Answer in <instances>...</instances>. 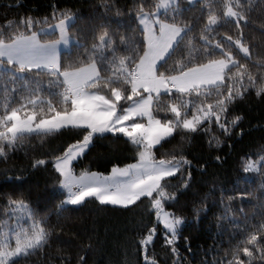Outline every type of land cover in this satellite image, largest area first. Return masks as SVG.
<instances>
[{"label":"trees","instance_id":"obj_1","mask_svg":"<svg viewBox=\"0 0 264 264\" xmlns=\"http://www.w3.org/2000/svg\"><path fill=\"white\" fill-rule=\"evenodd\" d=\"M223 2L179 0L161 12L160 18L172 22L175 17L177 23L188 25L192 31L185 39L191 38L197 49L205 46L202 35H208L213 45L221 41L228 49L226 36L231 35L233 39L239 36L235 23L220 21L212 26L210 33L203 31L210 13L222 14ZM158 3L159 0H0V32L7 38L16 30H25L20 21L29 17L36 22L32 30L38 31L62 19L64 14L72 15L74 20L68 29L78 43L61 52V64L93 56L101 74L111 76L118 71V58L132 54L120 37L131 38L137 45L142 42V26L136 11L143 4L144 11L154 12ZM240 4L248 17V24L242 23L241 28L251 57L245 59L235 46L230 50L259 83L264 74L261 66L264 61V0H240ZM7 21L13 22L11 29ZM104 33H107L105 40L110 37L113 41L111 47L107 44L100 47L99 37ZM56 36L57 32L42 34L41 39ZM93 45L97 47L93 49ZM185 56L186 49L173 55L163 69L166 74ZM215 58H220L219 50ZM26 81H12L7 75L0 77V114H3L5 102L10 107L17 106L15 102L32 90H36L41 99H52L54 103L58 100L55 94L60 88L56 77L47 72L36 75L33 70ZM242 91L244 95L229 105L228 114L229 121L236 116L240 119L235 125L229 124L227 132L213 121L208 133L198 131L185 135L181 132L162 147L158 146L157 157L175 151L191 162L182 167L184 175L178 173L177 178L170 180L172 187L168 191L175 192L176 196L165 205L184 220L174 243L175 254L171 251L173 246L165 243L163 224L155 219L147 199L128 209L102 206L90 200L61 210L58 206L65 192L53 186L57 175L55 157L73 142L74 137L79 138L78 134L65 132L43 141L36 136H26L17 148L0 157V231L4 226L15 227L17 222L27 223L22 212L9 209L7 201L10 198L24 200L33 212L46 218L54 231L48 245L28 256L14 258L15 264H78L80 256L87 264H145L138 241L146 227L153 224L157 232L148 246V255L158 264H176L177 261L179 264H224L240 241L264 224V168L260 167V158L264 157V94L257 95L253 86ZM187 99L191 109L192 103L199 104L201 100L205 104L214 103L215 96L197 99L193 94ZM162 100L167 101V97ZM134 155V146L126 137L107 134L94 139L73 168L77 173L91 170L108 174L113 164L131 163ZM37 160L45 163L37 165ZM249 160L257 163L258 170L244 171ZM186 171L191 172L190 179ZM183 179H187L186 188L179 187ZM262 252L264 240L258 248H253L251 264H264ZM240 259L247 262L243 253Z\"/></svg>","mask_w":264,"mask_h":264},{"label":"snow or ice","instance_id":"obj_2","mask_svg":"<svg viewBox=\"0 0 264 264\" xmlns=\"http://www.w3.org/2000/svg\"><path fill=\"white\" fill-rule=\"evenodd\" d=\"M168 6L169 0L155 5L157 9ZM220 11L221 15H208L203 31L210 33L212 26L220 21L233 22L238 38L226 36L229 43L226 49L221 41L213 45L208 35H202L205 46L197 49L191 38L185 39L192 31L188 25L177 23L175 17L172 22L161 20L158 13L144 11L141 4L135 15L142 25V42L137 45L131 38L120 37L132 54L118 58V71L111 76L101 74L93 56L61 64V46L70 45L67 27L71 17L67 14L57 25L48 26L51 31L32 30L36 22L29 17L20 21L25 30H16L7 38L0 32V77L7 75L12 81L27 83L26 77L33 70L36 75L47 72L56 77L60 88L55 94L59 97L56 103L52 99H41L36 90L21 96L15 102L17 106L10 107L5 102L0 114V157L17 148L26 136H36L43 141L75 131L79 138L74 137L55 157L57 175L53 186L65 192L58 207L66 211L68 205L80 206L94 200L102 206L128 209L147 199L155 219L163 224L165 243L173 246L171 251L175 254L174 243L184 220L165 205L176 196L175 192L168 191L172 187L170 180L177 178L178 173L184 175L182 167L191 162L175 151L157 157L158 146L162 147L181 132L185 135L198 131L208 133L213 121L227 132L229 124L235 125L240 119L236 116L229 121L228 114L229 105L244 95L242 90L253 86L257 95L264 94V74L256 83L257 78L230 50L235 46L245 59L251 57L241 28L242 23L248 24V17L240 0H224ZM7 27L11 29L13 22L7 21ZM56 31L57 39L41 40L42 34L51 35ZM106 36L107 33L100 35V47L105 44L111 47L113 41L110 37L105 40ZM96 47L93 45V49ZM183 49L187 50V56L166 74L163 69L169 60ZM216 50L220 58H215ZM261 66L264 67V61ZM193 94L197 99L214 94V103L205 104L201 100L199 104L192 103L190 109L187 98ZM162 97H167V101ZM107 134L127 138L134 146L133 162L123 166L113 164L107 175L91 170L77 173L73 163L85 155L94 139ZM44 163V160L36 161L37 165ZM260 167L264 168V157L260 158ZM248 170H258L257 163L247 161L244 171ZM186 176L190 179L191 172L186 171ZM187 186V179H183L179 187ZM7 204L10 210L22 212L27 221L26 225L17 222L14 229L0 231V264H15L14 258L28 256L48 245L54 229L24 200L10 198ZM156 232L155 224L146 227L138 241L145 264H158L148 255V246ZM262 240L264 224L240 241L224 264H251L253 248H258ZM241 253L247 257V262L240 259ZM261 256L264 258V252ZM78 264H87L83 256L78 257Z\"/></svg>","mask_w":264,"mask_h":264},{"label":"rangeland","instance_id":"obj_3","mask_svg":"<svg viewBox=\"0 0 264 264\" xmlns=\"http://www.w3.org/2000/svg\"><path fill=\"white\" fill-rule=\"evenodd\" d=\"M178 1L179 0H169V6L167 7V8H159V9H157L156 8V10L153 12V13H158L159 14V18H160V13L161 12H163V11H165V10H167L170 6H172V5H175V4H177L178 3ZM190 3H192V2H194L195 0H188ZM161 2V0H159V3ZM158 3V4H159ZM69 17H71V22L74 20V17L72 16V15H68ZM63 19V18H62ZM161 19V18H160ZM70 22V23H71ZM59 23V20L58 21H56V22H53V23H51V24H49V25H53V26H55V25H57ZM70 23L68 24V27H69V25H70ZM49 25H46V26H43L40 30H38V32H42V31H51V29H49ZM142 26V25H141ZM68 27H67V32H68V35H69V37H70V45L67 47V48H65L63 45L61 46V52L62 51H68V50H70L71 49V46H72V44L73 43H78V41L74 38V37H72L71 35H70V33H69V29H68ZM57 32V36L56 37H53V38H47V39H45V40H52V39H57L58 38V35H59V33H58V31H56ZM42 41H43V39H41ZM76 162V161H75ZM74 162V163H75ZM73 163V164H74ZM105 175H107V174H105ZM15 227L14 226H4V227H2V231L3 230H7V229H14Z\"/></svg>","mask_w":264,"mask_h":264}]
</instances>
